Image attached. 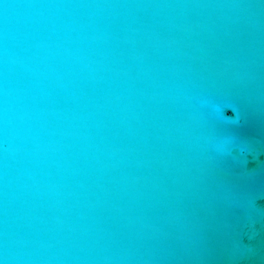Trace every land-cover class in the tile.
I'll return each mask as SVG.
<instances>
[{
  "label": "water",
  "instance_id": "obj_1",
  "mask_svg": "<svg viewBox=\"0 0 264 264\" xmlns=\"http://www.w3.org/2000/svg\"><path fill=\"white\" fill-rule=\"evenodd\" d=\"M0 264H264V0H0Z\"/></svg>",
  "mask_w": 264,
  "mask_h": 264
}]
</instances>
